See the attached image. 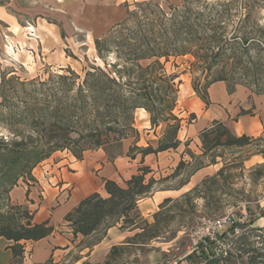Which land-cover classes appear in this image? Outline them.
Masks as SVG:
<instances>
[{
    "label": "rangeland",
    "instance_id": "rangeland-1",
    "mask_svg": "<svg viewBox=\"0 0 264 264\" xmlns=\"http://www.w3.org/2000/svg\"><path fill=\"white\" fill-rule=\"evenodd\" d=\"M184 1L130 0V3L126 5L128 14L121 22L124 26V34L128 36L130 31L138 29L146 20L151 19L154 16V10H162L169 5H181ZM202 1L207 4L213 2V0H194L193 6L201 7V4H204ZM231 8L240 9L239 11L242 12L244 9L257 12L255 15L258 16L259 23L264 25V0H233ZM236 20L238 22L239 17L219 20L220 25L226 24L225 34L231 35L232 26L236 24ZM117 25L109 26L100 37H106L110 42L113 37L120 38L121 35L117 36L115 32L122 30L123 26L115 28ZM113 27L115 29L112 30ZM67 30L61 31L62 41L60 42H56L50 34L49 47L45 51L46 58L36 51L37 55L34 53V56L31 57L27 54L23 63L11 56L16 43L10 38L6 39L8 42L3 39L4 42L0 47V118L3 119L0 120V137H11L15 131L7 122L10 113H6V110H15L16 112L17 109L25 107L28 110L32 109L33 113H42L41 118H45L47 123L45 125L47 132L45 140L52 141L49 146L57 143L58 146L55 148L58 150L56 152L67 151L73 155L71 150L78 154L80 150H84L81 154L83 156L85 152L97 149L92 146L90 139L85 137L87 112L82 113L81 110L76 109L80 103L79 99H81L80 85L85 79V74L92 72V68H101L106 72L115 71L117 68L114 70L111 65L118 60L114 54H111L106 58L108 66H105L104 61L98 58L95 46H93V51L92 46L87 45L84 32L80 31L77 35L70 37ZM11 42L12 46H8L7 44ZM23 49L27 48L23 47ZM201 52L202 46L199 44L186 55L172 56L168 58V62H165L164 58L159 60L163 64L167 76L176 75L178 77L174 81V89H178L174 115L181 118L180 133L178 131L180 138H183L189 125H193L198 116H202L201 113H194L188 107L187 99L192 95L190 91L192 85L202 86L205 76L215 74L220 68L218 65H213L208 69L207 64L199 56L202 54ZM26 59L27 63H25ZM149 63L151 61L141 62L143 66ZM119 64L122 65L121 62ZM63 76L66 78H62ZM112 76H114L113 73ZM224 83L228 91L230 85L227 82ZM249 84L254 89L236 85L232 91L240 87L250 97L254 95L264 97V94H255V85ZM186 87H189L188 91ZM140 110L143 109L133 112V128L138 132L139 138L132 137L120 143L108 145L105 147L106 152L101 148L105 154L116 158L134 154L136 151L129 149L132 145L146 146L147 143L152 142L156 146V141L164 131V125L160 124L157 128L144 127V117ZM72 112H77L79 115L80 126L75 124L77 129L71 127L70 132H66L61 126L70 118ZM191 114H194L196 118L192 119ZM147 116L149 117L148 113ZM28 120L31 118L28 117ZM53 122H58L56 127L50 126V123L53 124ZM214 122H212V126ZM222 125L224 124L222 123ZM42 128L43 126L39 127V131ZM50 128L53 130H49ZM151 129L154 131L150 132ZM214 130L209 134V140L204 145L205 152L201 142V132L199 140L185 136L183 141L179 140L180 145L177 149L168 150L166 154L161 155L162 160H156L160 162L158 165L147 166L151 171L146 175V180L153 178L155 183L151 192L138 200L137 205L142 199L152 197L156 191H169V193H161V200L158 204L156 201H153L154 205L148 203L151 204L148 207L149 213L138 209L139 217L135 219L138 229L121 228V226H126L123 220H119L117 223L113 222L111 227L123 234V238L120 241L115 239L104 242L101 247L105 250L103 254L100 252L93 259L79 261L81 256L79 247H82V253L86 255L88 251L85 248L91 250L92 246L98 244L100 239L105 236V232L112 223L109 220L108 223L100 226L96 233L76 245L66 259L53 263L184 264V261L188 259L193 264H206L209 259L201 251L197 255L191 254L187 258L183 257L189 231L202 216H220L232 213L239 220L237 226L244 227L247 235H238L237 239H233L231 255L215 264H251L249 256L252 257V253L239 256L238 248L242 245L248 249L264 247L261 245L264 225L259 227L264 223V137L247 136L248 143L243 146H218L213 142L217 130L216 125H214ZM20 131L27 136L28 134L35 135V131L38 130L29 126L20 129ZM181 161L185 165L176 170ZM201 169L202 171L195 175ZM193 175L195 176L192 178ZM124 182L121 186H124ZM155 214H157L156 218L153 217ZM144 221L153 226L156 238L148 240L147 236L153 231L145 225ZM254 222H258L259 225L257 223L253 225ZM135 234H141V236L134 237ZM127 240L130 243H126ZM142 242L147 244H142ZM113 246H117L118 249L113 250ZM177 247H179L178 251Z\"/></svg>",
    "mask_w": 264,
    "mask_h": 264
},
{
    "label": "trees",
    "instance_id": "trees-1",
    "mask_svg": "<svg viewBox=\"0 0 264 264\" xmlns=\"http://www.w3.org/2000/svg\"><path fill=\"white\" fill-rule=\"evenodd\" d=\"M232 1L213 0L211 4L202 1L204 4L196 2L201 4V7H196L193 6L194 0H185L181 5H169L165 9L154 10V16L138 29L130 31L128 36L124 34V26L121 23L115 27L123 26L122 30L115 32V35H121L120 38L113 37L112 42L106 37L94 40L97 56L104 61L105 66H108L106 58L111 54L118 60L111 65L114 70L117 68L115 71L106 72L101 68H92V72L85 74V79L80 85L81 99L76 109L82 113L87 112L85 137L90 139L95 149L103 148L106 152L105 147L108 145L132 137L139 138L138 132L133 128V112L137 109H143L149 114L151 128L163 124L164 131L156 141V146L152 142L146 146L132 145L129 149L136 152L128 156L134 158L136 154H140L145 157L179 147L177 134L181 127V118L174 115L178 93V89H174V81L178 77L167 76L159 60L164 58L165 62H168V58L172 56L186 55L199 44L202 46V54L199 56L207 64V68L210 69L213 65L220 67L215 74L205 76L202 86L192 85L194 93L206 107L210 104L207 90L215 82H227L230 85L229 92H233L236 85L253 88L249 84L251 83L255 85V94H264V25L259 23L258 16L255 15L257 12L246 9L244 12L239 11L241 6L239 10L233 9ZM237 17L239 20L232 26L231 35L225 34L226 24L220 25L219 20ZM143 61L151 63L143 66ZM6 113H10L7 122L15 131L11 137H0V237L14 243L10 248L16 259L23 254L21 241H39L51 235L55 228L48 221L32 223L33 213L22 205L12 204L9 192L19 181L32 180L33 169L56 152L58 149L55 146L58 145L56 143L49 146L52 141L45 140L47 123L45 118H41V112L33 113L32 109L22 107L16 112L6 110ZM245 113L247 112L242 111V114ZM28 117L31 120H28ZM78 117L77 112H72L61 127H64L66 132H70L71 127L77 129L75 124L80 126ZM191 118L196 117L191 114ZM57 124L58 122H53L50 126L56 127ZM214 125L217 126L213 138L214 145L243 146L248 143L247 136L236 137L226 126L215 121L211 128L201 133L204 152L209 134L215 131ZM29 126L38 130L35 135L26 136L20 131ZM41 126L43 128L39 131ZM68 140L70 141L69 138ZM71 151L81 160L84 150H80L79 154ZM107 156L112 157L108 154ZM184 165V162H179L176 170ZM150 171L147 166L139 167L137 172L124 182V186L106 180V197L93 193L81 200L73 211L65 216V221L72 229V235L90 236L109 220L112 223L108 228L113 226V222L123 220L126 226L121 228L138 229L135 222L139 217L137 202L151 192L155 183L153 178L146 180ZM156 216L157 214L153 217ZM144 223L153 231L147 236L148 240L156 238L153 226L147 221ZM138 236L141 234L134 235ZM261 238V245L264 246V235ZM126 243L130 241L127 240ZM263 248L261 247V252L259 248L248 249L242 245L238 248V254L242 256L251 252V264H264ZM112 249L118 248L113 246ZM222 259L226 257H213L207 260L206 264H215ZM45 264L56 263L49 259Z\"/></svg>",
    "mask_w": 264,
    "mask_h": 264
},
{
    "label": "crops",
    "instance_id": "crops-1",
    "mask_svg": "<svg viewBox=\"0 0 264 264\" xmlns=\"http://www.w3.org/2000/svg\"><path fill=\"white\" fill-rule=\"evenodd\" d=\"M129 3L130 0H0V47L4 40L10 38L16 43L11 56L21 63L23 59L25 61L27 54L31 57L39 52L46 58L45 51L49 47L50 34L56 42H60L61 31L68 28L70 37L80 31L84 32L87 45L92 46L94 51V40L101 38L109 26L125 20L128 14L126 5ZM7 45L12 46V42ZM23 47L27 49L24 50ZM186 89L188 91L189 87ZM190 91L192 95L187 99L188 107L202 116H198L195 123L189 125L183 138L178 134L179 140L183 141L185 136L199 140L200 133L211 128L213 121L223 123L236 137H264V97H250L240 87L229 92L224 82H215L207 90L210 104L206 107L193 89ZM140 111L144 117V127L150 128L147 113ZM242 111L247 113L242 114ZM153 131L151 129L150 132ZM166 152L145 157L137 154L134 158L127 155L109 158L100 148L85 152L81 160L67 151L53 153L33 169L32 180L18 182L9 192V199L12 204L22 205L33 213L32 223L48 221L55 231L36 242L21 241L23 254L16 259L10 248L14 243L0 237V264H45L49 259L53 262L66 259L76 245L91 235L74 237L65 216L81 200L93 193L106 197V180L121 185L142 164L149 167L158 165L160 162L156 160H162L160 157ZM201 171L202 169L195 175ZM161 193L169 191L154 192L152 197L139 201L138 209L149 213L148 207L151 204L148 203L154 205L153 201H156L158 204ZM256 223L258 224L254 222L253 225ZM263 225L264 223L259 227ZM115 229L108 228L105 236L91 250L85 248L88 251L86 255L82 253V247H79L81 256L84 255L79 257V261L93 259L100 252L103 254L105 250L101 247L104 242L115 239L120 241L123 234Z\"/></svg>",
    "mask_w": 264,
    "mask_h": 264
},
{
    "label": "built area",
    "instance_id": "built-area-1",
    "mask_svg": "<svg viewBox=\"0 0 264 264\" xmlns=\"http://www.w3.org/2000/svg\"><path fill=\"white\" fill-rule=\"evenodd\" d=\"M239 220L232 213L220 216H202L188 233L184 258L203 252L208 259L231 255L233 239L238 235H247L244 227L237 226ZM242 222V221H241ZM179 250V247L176 248ZM184 264H193L186 259Z\"/></svg>",
    "mask_w": 264,
    "mask_h": 264
}]
</instances>
